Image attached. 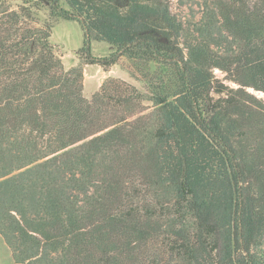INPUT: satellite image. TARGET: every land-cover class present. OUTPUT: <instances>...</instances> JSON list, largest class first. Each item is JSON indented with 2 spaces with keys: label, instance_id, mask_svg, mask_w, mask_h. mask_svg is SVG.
<instances>
[{
  "label": "trees",
  "instance_id": "1",
  "mask_svg": "<svg viewBox=\"0 0 264 264\" xmlns=\"http://www.w3.org/2000/svg\"><path fill=\"white\" fill-rule=\"evenodd\" d=\"M10 1L0 234L14 260L264 264V102L245 89L264 92V0H182L191 20L174 0ZM60 19L79 24L85 63L125 58L146 92L107 77L87 99L82 67L65 68L51 42ZM91 41L112 51L94 55Z\"/></svg>",
  "mask_w": 264,
  "mask_h": 264
},
{
  "label": "rangeland",
  "instance_id": "2",
  "mask_svg": "<svg viewBox=\"0 0 264 264\" xmlns=\"http://www.w3.org/2000/svg\"><path fill=\"white\" fill-rule=\"evenodd\" d=\"M22 0H11L9 5L16 7ZM173 11L178 15L180 19L191 20L198 17V10L194 3L182 2V0H174ZM47 15L46 10L39 12L38 17L40 19L45 18ZM51 42L55 45L57 54L60 56L61 61L65 68L71 66L80 65L83 70V95L90 99L92 95L99 89L102 82L107 77L121 78L138 88L141 92L145 90V80H143L142 73L136 72V76H131L128 71L130 68L134 69L131 62L125 58H122L118 63L113 64L107 68H103L98 64H87L83 61V58L78 56L75 51L82 47L84 44L83 32L79 24L74 20H58L52 28ZM112 51V47L105 42L91 41V52L94 55H107ZM156 69L155 65L150 66V72ZM158 72V71H156ZM214 74L221 79L226 85L230 87H237L238 84L227 80L226 72L219 68H214ZM248 92L254 95L257 99L264 102V92L256 90L252 87L245 88ZM146 106L150 104L145 102ZM0 264H26L18 263L14 260L12 252L6 244L4 238L0 234Z\"/></svg>",
  "mask_w": 264,
  "mask_h": 264
}]
</instances>
